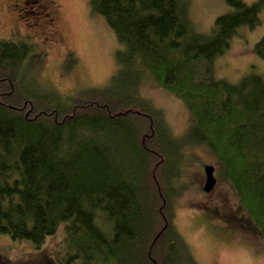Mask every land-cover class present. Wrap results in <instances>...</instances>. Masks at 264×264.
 I'll use <instances>...</instances> for the list:
<instances>
[{
	"label": "trees",
	"instance_id": "trees-1",
	"mask_svg": "<svg viewBox=\"0 0 264 264\" xmlns=\"http://www.w3.org/2000/svg\"><path fill=\"white\" fill-rule=\"evenodd\" d=\"M224 1L232 10L205 33L187 0H89L117 38L118 67L76 94L31 75L30 44L0 39V233L38 249L63 225L67 261L80 264H193L172 200L200 146L264 242V78L213 72L236 29L257 26L264 0ZM254 49L264 58V34ZM143 73L184 104L193 138L174 136L139 95Z\"/></svg>",
	"mask_w": 264,
	"mask_h": 264
},
{
	"label": "rangeland",
	"instance_id": "rangeland-1",
	"mask_svg": "<svg viewBox=\"0 0 264 264\" xmlns=\"http://www.w3.org/2000/svg\"><path fill=\"white\" fill-rule=\"evenodd\" d=\"M23 1L0 0V39H21L30 44L34 52L31 75L44 87L61 93L101 88L118 67L114 54L119 43L104 17L90 8L89 0ZM186 6L195 29L205 33L218 15L232 10L224 0H187ZM263 34L264 9L257 26H239L228 47L215 58V77L232 83L250 73L264 78V58L254 49ZM67 53L72 54L75 64L64 71ZM25 73L30 75L28 70ZM138 90L151 107L160 109L151 110L162 114L174 136L194 137L189 133L190 115L179 99L157 86L147 73L139 78ZM204 149L196 146L190 150L182 179L184 190L172 200L173 222L193 264H264L263 240L239 206L219 163ZM203 164L215 167L216 182L208 192L202 190ZM72 253L66 246L63 225L38 249L29 240L0 233L1 264H80L67 261Z\"/></svg>",
	"mask_w": 264,
	"mask_h": 264
},
{
	"label": "water",
	"instance_id": "water-1",
	"mask_svg": "<svg viewBox=\"0 0 264 264\" xmlns=\"http://www.w3.org/2000/svg\"><path fill=\"white\" fill-rule=\"evenodd\" d=\"M203 171L205 174L204 183L202 186V190L205 192H208L212 189L213 185L216 182V178L213 174L214 172V166L205 164L203 166Z\"/></svg>",
	"mask_w": 264,
	"mask_h": 264
},
{
	"label": "flooded vegetation",
	"instance_id": "flooded-vegetation-1",
	"mask_svg": "<svg viewBox=\"0 0 264 264\" xmlns=\"http://www.w3.org/2000/svg\"><path fill=\"white\" fill-rule=\"evenodd\" d=\"M26 2H27V0L23 1V3H26Z\"/></svg>",
	"mask_w": 264,
	"mask_h": 264
}]
</instances>
